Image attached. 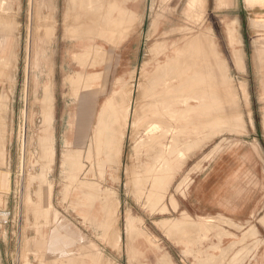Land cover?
<instances>
[{
  "label": "rangeland",
  "instance_id": "rangeland-1",
  "mask_svg": "<svg viewBox=\"0 0 264 264\" xmlns=\"http://www.w3.org/2000/svg\"><path fill=\"white\" fill-rule=\"evenodd\" d=\"M40 1L0 0V24L3 26L0 25V100L3 97L0 101V126L4 125L0 128L6 132L4 144L0 142V147L6 144L4 156H0V174L8 176V180L2 179L4 183L0 179V264H158L161 256H164L166 264H264V234L257 232L254 227L240 228L220 219L191 218L186 212V199L194 179L203 172L213 157L222 153L233 155L255 152L264 159V10L250 8L245 0H205V14L193 16L185 13L188 0H137L140 2L139 19L126 26L127 30H124L127 32L122 38L119 28L123 29L124 25L121 27L119 19H113L115 12H111L110 7L112 4V10L114 7L116 10L119 5L131 6L133 0H106L105 9H109L107 16H110L111 23L119 22V25L117 24V28L110 33L112 36L109 34L104 36L106 38L96 35L93 29L86 27L91 36H95L84 38L81 32L76 31L75 10L70 0H42V4ZM48 3L50 6L55 4L54 9L53 6L50 9ZM37 4L42 7H37ZM48 8L54 11L53 15ZM3 19L7 23L4 24ZM47 28L51 29V36L47 33L48 37L45 36ZM8 30L10 32H7ZM160 31V35L171 33L174 35L171 40L180 44L189 43L196 39L198 34L200 36L203 33L212 43V51L218 52L217 59L224 61L225 66L222 65L218 78L220 81L206 75L208 78H204L205 83L201 84L205 89L203 109L209 114V120H206L208 122L189 132L190 136L186 135L188 132L183 131L177 132L180 135L175 136L176 131L180 130L178 128L169 134L168 146L164 151V163L167 164H162L163 170H160L158 176L162 173L170 176H167L169 179L167 182L165 180L163 185L165 190L162 187L163 190L160 188L154 191V178L144 184V187L139 182L145 174L143 166L138 162L142 148L139 145L137 126L143 114L145 75L154 61L157 52L155 45L158 42L155 35ZM66 34L72 35L73 38ZM78 35L83 39H78ZM85 47L94 48L83 56L80 51ZM78 53L79 55H75ZM81 55L86 59L79 62ZM149 60L150 64H147L146 61ZM212 61L216 63L218 60L212 56ZM81 70L86 71L83 85L81 82L72 86L64 85L68 75H73V72L80 73ZM216 80L218 82H215ZM126 81L125 84L129 87H124ZM79 83L84 90H88L86 86H90L89 92L82 91ZM218 83L224 85L223 89ZM48 84L52 97V113L55 112L51 146L54 147V155L49 154L51 151L43 154L40 146L47 110L51 108L44 97V89ZM75 85L79 87L78 91ZM209 85H213L211 89ZM73 86L77 98L74 91L73 94L69 92L73 90ZM120 86L126 88L125 91L132 88L123 165L120 167L117 163L119 159H113L116 161L113 163L106 154L103 156V153H97L96 144L92 148V156H89L87 145L84 152H80L76 147L70 149L71 153L79 155L71 154L73 162L81 165V170L76 169L78 173H66L62 168V155L66 152L64 150H67L63 135L68 132L70 141L73 142L72 130L75 128L80 95H96L92 112L94 126L102 104L116 89L119 92ZM227 86L229 88H226ZM212 88L218 89V94ZM72 95L75 97L71 98ZM120 100V103L124 102L123 109H126V97ZM238 158L231 157V168L235 166ZM167 170L170 174H167ZM79 180L89 186L82 193L75 189ZM38 192L40 197H37ZM85 192L87 193L84 194ZM87 194L92 197L88 198ZM109 194L113 199L110 204L113 214L109 211L108 215L103 217L99 213L100 200ZM93 196H97L96 200ZM39 198L43 207L39 204ZM34 205L35 207H32ZM36 206L41 209H36ZM223 230L227 233L224 234ZM231 259H234V262Z\"/></svg>",
  "mask_w": 264,
  "mask_h": 264
},
{
  "label": "bare ground",
  "instance_id": "bare-ground-1",
  "mask_svg": "<svg viewBox=\"0 0 264 264\" xmlns=\"http://www.w3.org/2000/svg\"><path fill=\"white\" fill-rule=\"evenodd\" d=\"M37 1V0H36ZM40 1V0H39ZM42 1V0H41ZM40 1V4H42ZM45 1V0H43ZM52 1V0H51ZM69 1V0H68ZM71 1V5L73 6V9L75 10L74 13V22H75V28L76 31L78 30L82 36L84 35V38H86L87 36H91L90 30L87 29L88 27H90L91 29H93L94 33L98 36H102V38L104 36H108L116 27V25L119 23L118 21H116L117 19H119L120 21V26L122 27L124 25V28H119L121 29L122 32L121 36L122 38L124 37L126 26L127 25H131L134 20H138L139 19V15H140V2L137 0H133L131 3V6H126V5H119V8L114 7V9L112 10V4H111V12H115L114 13V18L116 19L115 22H118L117 24H113L110 21V16L109 13H107L106 10V5H105V1L106 0H70ZM116 1V0H115ZM47 2V1H45ZM125 2V1H124ZM37 3V2H36ZM52 3V2H50ZM205 0H188L187 4H186V9H185V13L188 15H193L195 16L197 15H204L205 14V6H204ZM39 4V5H40ZM6 5V4H5ZM38 5V4H37ZM39 5L37 7H39ZM48 5L50 6L51 4L48 3ZM55 5V4H53ZM52 5V6H53ZM110 5V4H109ZM19 6V5H18ZM41 6V5H40ZM50 6V9L51 7ZM108 6V5H107ZM42 7V6H41ZM40 7V10H41ZM44 7V5H43ZM55 6H53L52 9H54ZM66 7V6H65ZM8 8V7H7ZM67 8V7H66ZM70 8V7H69ZM10 9V8H9ZM48 8V10H50ZM32 10V9H31ZM39 10V8H38ZM51 11V10H50ZM52 12V11H51ZM40 13V11H39ZM50 13V12H49ZM54 11L51 13L53 15ZM43 14V13H42ZM50 14V15H51ZM37 15V13H36ZM73 15V14H72ZM111 15V14H110ZM196 15V16H197ZM5 16V15H4ZM31 16V15H30ZM112 16V15H111ZM7 17V16H6ZM11 17V16H9ZM14 17V16H12ZM51 17V16H50ZM54 17V16H53ZM32 18V17H31ZM37 18V16H36ZM40 18V17H38ZM44 18V17H43ZM49 18V17H48ZM2 19V18H0ZM41 19V18H40ZM68 19V18H67ZM10 20V18H9ZM43 20V19H42ZM49 20V19H48ZM3 23H7L6 20L4 21V19L2 20ZM45 21V20H43ZM113 21V20H112ZM194 21V20H193ZM11 22V20H10ZM9 22V23H10ZM39 22V21H38ZM42 22V21H40ZM51 22V21H48ZM67 22V21H66ZM114 22V21H113ZM43 23V22H42ZM3 24V25H4ZM16 24V23H15ZM49 24V23H48ZM123 24V25H122ZM1 25V24H0ZM51 25V24H49ZM119 25V24H118ZM5 26V25H4ZM8 26V24L6 25ZM5 26V27H6ZM54 26V25H53ZM155 26V25H154ZM153 26V27H154ZM1 27H3L1 25ZM15 27V26H13ZM49 27V26H47ZM87 27V28H86ZM152 27V28H153ZM51 28V27H50ZM69 28V27H68ZM66 28V29H68ZM74 28V30H75ZM128 28V27H127ZM12 29V27H11ZM46 29V27H45ZM71 29V28H70ZM83 29V30H80ZM86 29L88 30L87 33L85 32ZM125 29V30H124ZM155 29V28H154ZM187 30V28H185ZM184 29V30H185ZM191 29V28H190ZM48 32L46 31L45 36L48 34H50L51 36V29L47 28ZM50 30V31H49ZM124 30V31H123ZM152 31V30H151ZM150 31V32H151ZM181 31V29H180ZM192 31V30H191ZM190 31V32H191ZM7 32H10L9 30ZM69 32V31H67ZM92 32V31H91ZM155 32V30H154ZM175 32V31H174ZM179 32V31H178ZM188 32V31H187ZM36 33V32H35ZM48 33V34H47ZM73 32L71 31V34ZM77 33V32H76ZM77 33V34H78ZM89 33V34H88ZM93 33V34H94ZM118 33V34H120ZM173 33V32H172ZM202 33V32H201ZM68 34V33H67ZM66 34V35H67ZM70 34V33H69ZM112 34V33H111ZM110 34V35H111ZM115 32L113 33V37ZM152 34V33H151ZM150 34V36H151ZM161 31L158 32L155 36H156V55L154 59V61L152 62V66L151 69L146 72V85H145V93H144V105H143V114L141 116V120L139 119L138 121H140L139 126L138 127V132H137V136L139 139V145L140 148H142L140 150V154H139V158H138V162L143 166L142 168H144V174L143 175V179L142 181L138 180L139 182L142 183L143 187L144 184H147L148 181L151 178H154V183H153V189H155L154 191H156V189H162L163 185L165 184V180L166 182L168 181L167 176L170 175H166L165 173L161 176H158L160 173V170L162 169V164L164 163L165 159H164V151L167 148L168 144L167 141L169 139V134L173 133V130L175 128L180 129L179 131H176V135L181 133V131L183 132H191L193 129H195L197 127H201V125H205L206 120H209V118L207 119V117H209V114L206 112V110H204V97L205 95V89L202 88L201 84L202 82H204V78H208V76H211L213 78H217V80L220 81V79H218L220 76V71L222 70V65H224V61H222L221 59H217L218 57V52L212 51L213 45L211 42H209V38L206 36L202 35L197 36L196 39L192 40L189 43H182L180 44L179 42H175L174 40H171L173 38L174 35H172L171 33H164L162 35ZM49 36V37H50ZM69 36V35H67ZM66 36V38H67ZM95 36V35H93ZM91 36V37H93ZM112 36V35H111ZM111 36L109 37L110 41H112ZM119 36V35H118ZM1 37V36H0ZM69 37H72V35H70ZM68 37V38H69ZM78 39H81L82 37L80 35H78ZM104 37V38H106ZM120 37V36H119ZM194 37V36H192ZM45 38V37H44ZM53 38V36L51 37ZM73 38V37H72ZM77 39V37H74ZM94 38V37H93ZM118 38V37H117ZM116 38V39H117ZM121 38V40H122ZM47 39V38H46ZM65 39V38H64ZM83 39V38H82ZM88 39V38H87ZM120 39V38H119ZM187 39V37H186ZM50 40V38H49ZM104 40V39H103ZM108 40V39H107ZM178 39H176L177 41ZM180 40V39H179ZM191 39H189L190 41ZM48 41V40H47ZM162 41V42H161ZM120 42V41H118ZM44 43V42H43ZM49 44V43H48ZM52 44V43H51ZM113 44H115V42H113ZM117 44V43H116ZM215 45V48L217 47L216 45V41H214L213 43ZM52 46V45H51ZM154 47V46H153ZM94 47H85L83 48L80 52L83 54V56H85L87 53L90 52V50H92ZM98 48V47H97ZM47 50V49H46ZM154 51V50H153ZM211 51V52H210ZM96 52V51H95ZM94 52V53H95ZM93 53V54H94ZM151 54V53H150ZM211 54V55H210ZM75 55H79L75 54ZM97 55V53H96ZM105 55V54H104ZM82 56V55H81ZM82 56V59L78 58L79 62L83 59H86ZM91 56V55H90ZM89 56V58H91ZM106 56V55H105ZM212 56L216 57V60H218L216 63L212 61ZM76 58V59H77ZM88 58V59H89ZM39 59V58H38ZM215 59V58H214ZM152 60V59H151ZM5 61V60H4ZM39 61V60H38ZM78 62V63H79ZM85 63H87V61L84 60ZM147 64L149 62L150 64V60L146 61ZM85 63H82L85 65ZM80 65V64H79ZM93 65V64H91ZM90 66V65H89ZM148 66V65H147ZM225 66V65H224ZM88 67V66H85ZM84 67V68H85ZM145 65H144V69H145ZM136 70V69H135ZM1 71V70H0ZM86 71L85 70H81L80 73H75L71 76H67L66 79L64 80L65 82V86L69 85L72 86L73 84H75L76 82H83L85 83V77L86 76ZM90 72V71H89ZM49 73V72H48ZM46 74V73H45ZM91 74V73H90ZM99 74V73H98ZM92 75V74H91ZM94 75V74H93ZM208 75V76H206ZM225 75V72H224ZM9 76V75H8ZM97 76V75H96ZM102 76V75H101ZM222 76V75H221ZM5 77V76H4ZM49 77V76H48ZM84 77V78H83ZM91 77V76H90ZM104 77V75H103ZM101 78V77H100ZM131 78V77H130ZM129 78V79H130ZM210 78V77H209ZM13 79V78H12ZM88 79V76L86 78V80ZM91 80V78H89ZM98 80V78H96ZM95 79V80H96ZM124 79V78H123ZM49 80V79H48ZM81 80V81H80ZM122 80V79H121ZM131 80V79H130ZM129 80V81H130ZM134 80V79H133ZM208 80V79H207ZM214 79H212L213 82ZM215 82H218V81ZM225 80V79H224ZM223 80V81H224ZM89 80H87L86 82H88ZM120 82V79L118 80ZM117 81V82H118ZM123 81V80H122ZM121 81V82H122ZM128 81V82H129ZM210 81V80H209ZM103 82V81H102ZM118 82V83H119ZM207 82V81H206ZM211 82V81H210ZM211 82V84H212ZM50 84V81L48 82ZM76 83V85H77ZM82 83V85H83ZM127 83L124 82V84ZM205 83V82H204ZM209 83V82H207ZM224 83V82H222ZM226 83V82H225ZM47 85L48 87H45V91H44V97H46V100L48 105H50L51 107V91H50V85ZM88 84V83H87ZM91 84V82L89 83ZM134 84V83H133ZM214 85H216L215 83H213ZM220 84V86L222 87L221 83H218V85ZM53 85V84H51ZM76 89L78 86H76ZM86 85V84H85ZM121 85V84H120ZM127 84H125L124 87H129L126 86ZM205 85V84H204ZM207 85V84H206ZM54 86V85H53ZM63 86V87H65ZM210 86V85H209ZM213 86V85H211ZM210 86V89H211ZM220 86H218L220 88ZM224 86V85H223ZM79 87L81 89V85L79 83ZM78 87V88H79ZM83 87V86H82ZM85 87V86H84ZM83 87V88H84ZM88 87L90 90V86H86ZM121 87L120 86V91L118 92V90L116 89L106 100L105 102L102 104L100 110L98 111L97 115H96V120H95V125L93 126V122H92V112H93V107H94V97L96 96L94 93L93 94H88V95H80V102L77 106V110H76V121H75V128L72 130V135L74 137L73 142L70 141V136L69 133L66 132L63 135V142H64V146L66 151L64 153L63 156V160H62V168L66 171V173H74L78 170H81V165H79L78 163L73 162L72 160V156L76 155L74 153H71V150L73 147H76L78 150H80V152H84V148L85 146L89 147L88 151H89V156H92V148L93 146H95L96 144V148H97V153H103L106 154L105 156H108V158H110L109 160L113 159H119V161L117 163H119L120 167L123 165V156H124V139L127 136V131H128V127H129V111H130V104H131V100H132V88L131 90L125 91L126 88ZM204 87V86H203ZM208 87V86H207ZM217 87V86H216ZM44 88V86H43ZM67 88V87H66ZM105 88V87H104ZM225 88V87H224ZM226 88H229L228 86ZM69 89L71 90V87H69ZM209 89V87H208ZM216 90V88H214ZM212 88V90H214ZM221 89V88H220ZM223 89V87H222ZM221 89V90H222ZM82 91H85L84 89H81ZM88 90H86V92H89ZM94 90V89H91ZM218 90V89H217ZM217 90L214 91L217 93ZM74 91L75 96L77 98L78 95H76L74 86H73V90L69 91L70 93H72ZM78 91V89H77ZM128 91V92H127ZM80 92V91H79ZM207 92V89H206ZM211 92V91H209ZM68 93V92H67ZM221 95L223 93L220 92ZM66 94V93H64ZM73 94V93H72ZM213 94V93H212ZM218 94V93H217ZM68 95V94H67ZM219 94V96H221ZM71 96V95H68ZM72 95L71 98L75 97ZM83 96V97H81ZM209 96L210 93H209ZM43 97V98H44ZM125 98L126 97V102H128V105L126 104V109H123L124 107L122 106V103H120V99L121 98ZM216 97V95H215ZM218 97V96H217ZM216 97V98H217ZM70 98V97H69ZM206 98V97H205ZM214 98V97H213ZM210 98V99H213ZM223 98V97H222ZM3 99V97H2ZM1 99V100H2ZM66 99V98H65ZM0 100V101H1ZM37 100V99H36ZM74 100V99H72ZM219 100V97H218ZM224 100V99H223ZM54 101V100H53ZM77 101V100H76ZM212 100H210L211 102ZM43 102V101H42ZM72 102V101H71ZM70 102V103H71ZM231 102V101H230ZM46 103V102H45ZM44 104V103H43ZM211 104V103H208ZM2 105V104H1ZM0 105V106H1ZM53 105V104H52ZM220 105V104H219ZM227 105V104H226ZM44 106V105H43ZM42 106V107H43ZM41 107V106H40ZM140 107V106H139ZM214 107V106H213ZM2 108V107H1ZM212 108V107H211ZM221 108V107H220ZM224 108V107H223ZM52 109L53 107H51L46 114V120L44 121V125H43V129H42V133H41V149H42V153L43 154H47L48 152L51 151V153L49 154H55L54 151V147L52 148V144H53V131H54V126H53V114L52 113ZM140 109V108H138ZM7 110V109H6ZM69 110V109H68ZM209 110V109H208ZM214 110V109H213ZM223 110V109H221ZM1 111V110H0ZM45 111V110H44ZM137 112V111H136ZM209 112V111H208ZM226 112V111H225ZM42 113H43V109H42ZM41 113V114H42ZM210 113V112H209ZM221 113V112H220ZM223 113V112H222ZM45 114V113H44ZM43 114V115H44ZM218 114V113H217ZM212 116V115H210ZM69 117V116H68ZM226 117V116H225ZM235 118V117H234ZM213 119V118H212ZM217 119V118H215ZM2 120V119H1ZM43 120V119H42ZM224 120V118H223ZM227 120V119H226ZM234 121V120H233ZM2 122V121H1ZM41 122V121H40ZM211 122V121H210ZM213 123V122H212ZM225 123V122H224ZM227 123V122H226ZM238 123V122H237ZM236 123V124H237ZM232 124V122H231ZM230 124V125H231ZM235 124V125H236ZM2 125V124H1ZM215 125V124H214ZM225 125V124H224ZM4 127V125H2ZM0 126V127H2ZM229 126V125H228ZM2 127V128H3ZM211 127V125H210ZM209 127V128H210ZM231 127V126H230ZM2 128H0V142L2 141V143L4 144V131H2ZM6 128V127H5ZM203 128V127H202ZM200 129V128H199ZM5 130V129H4ZM136 130V128L134 129ZM202 130V129H201ZM213 130V129H212ZM6 131V130H5ZM198 131V130H197ZM224 131V130H223ZM180 132V133H177ZM195 132V130H194ZM193 132V133H194ZM231 132V131H230ZM192 133V134H193ZM212 133V131H211ZM214 133V132H213ZM195 134V133H194ZM6 135V134H5ZM185 135V134H184ZM190 136L189 134H186ZM208 135V134H206ZM211 135V134H210ZM214 135V134H212ZM55 136V135H54ZM3 137V138H2ZM208 137V136H207ZM55 138V137H54ZM175 139H177L176 137H174ZM134 139V137H133ZM55 140V139H54ZM200 140V139H199ZM135 141V140H134ZM198 141V140H197ZM57 142V141H56ZM174 140H173V144H174ZM228 142V141H227ZM9 144V143H8ZM172 144V145H173ZM192 144V143H191ZM6 145V144H5ZM4 145V146H5ZM177 145V142H176ZM189 145V144H187ZM186 145V147H187ZM4 146L0 147V156L3 155L4 153ZM9 146V145H8ZM192 146V145H191ZM197 146H199L197 144ZM176 147V146H175ZM190 147V146H189ZM38 148V147H37ZM136 148V147H135ZM139 148V147H138ZM192 148V147H191ZM71 149V150H70ZM137 149V148H136ZM173 149V147H171V150ZM40 150V149H39ZM135 150V149H134ZM138 150V149H137ZM170 150V152H171ZM187 150V149H186ZM76 151V150H74ZM173 151V150H172ZM6 152V151H5ZM79 152V153H80ZM138 152V151H137ZM169 152V150H168ZM41 153V152H40ZM78 153V152H75ZM167 153V152H166ZM172 153V152H171ZM39 154V153H38ZM48 154V155H49ZM137 154V153H136ZM169 154V153H168ZM173 154V153H172ZM171 154V155H172ZM47 155V156H48ZM102 155V154H101ZM138 155V154H137ZM136 155V156H137ZM4 156V155H3ZM43 156V155H42ZM46 156V157H47ZM76 156H79L78 154ZM41 157V156H40ZM45 157V156H44ZM49 157H51L49 155ZM5 158V157H3ZM43 158V157H41ZM78 158V157H77ZM81 158V157H80ZM107 158V157H106ZM105 158V160H107ZM47 159V158H46ZM87 159V158H86ZM98 159V158H97ZM170 159V158H169ZM0 160H2L0 158ZM45 160V159H44ZM80 160V159H79ZM78 160V161H79ZM104 160V161H105ZM4 161V159H3ZM43 161V160H42ZM76 161V160H75ZM37 162V161H36ZM44 162V161H43ZM116 162L115 160L113 161V163ZM170 162V161H169ZM3 163V162H1ZM110 163V162H109ZM4 164V163H3ZM43 164V163H42ZM45 164V163H44ZM43 164V165H44ZM85 164V163H84ZM92 164V163H91ZM116 164V163H115ZM166 163H164V165H166ZM169 164V163H168ZM179 164V163H178ZM32 165V164H31ZM41 165V164H40ZM113 165V164H112ZM180 165V164H179ZM34 166V165H33ZM91 166V165H90ZM31 167V166H30ZM49 167V165H48ZM166 167V166H165ZM29 168V167H28ZM33 168V167H32ZM31 168V169H32ZM47 167L45 166L44 169H46ZM50 168V167H49ZM90 168V167H89ZM99 168V167H98ZM164 168V166H163ZM78 169V170H76ZM116 169V168H115ZM117 169H118V165H117ZM50 170V169H48ZM63 170V172H64ZM103 170V169H102ZM119 170V169H118ZM163 170V169H162ZM89 171V170H88ZM104 171V170H103ZM165 171V170H164ZM47 172V170H46ZM50 172V171H49ZM62 172V171H61ZM169 171L167 170V174ZM1 173V172H0ZM43 173V172H42ZM72 173V174H73ZM80 173V172H79ZM119 173V172H118ZM137 173V172H136ZM178 173V172H177ZM138 174V173H137ZM141 174V173H140ZM172 174V173H171ZM5 175V174H4ZM0 174V179H6L8 180V176ZM76 175V174H75ZM81 175V174H80ZM94 175V174H93ZM102 175V174H101ZM139 175V174H138ZM137 175V176H138ZM35 176V175H34ZM40 176V175H39ZM43 176V175H42ZM60 176V175H59ZM78 176V175H77ZM77 176H75L77 178ZM84 176V175H83ZM130 176V175H129ZM140 176V175H139ZM32 177V175H31ZM46 177V176H45ZM73 177V176H72ZM141 177V176H140ZM186 178V177H185ZM37 179V178H36ZM74 179V177H73ZM93 179V178H92ZM133 179V178H132ZM173 179V178H172ZM42 180V179H41ZM47 180V179H46ZM104 180V179H103ZM38 181V180H37ZM40 181V180H39ZM48 181V180H47ZM86 181V180H85ZM192 181V180H191ZM42 182V181H41ZM2 183L3 180H2ZM1 183V184H2ZM46 183V182H45ZM138 183V182H137ZM47 184V183H46ZM139 184V183H138ZM137 184V185H138ZM167 184V183H166ZM43 185V182H42ZM45 185V184H44ZM59 185V184H58ZM66 185V184H65ZM90 185V184H89ZM141 185V186H142ZM152 185V184H150ZM132 186V185H131ZM136 186V184H135ZM41 187V185L39 186V188ZM89 187L88 184L84 183V181L79 180L77 182V186H76V190L80 193H82L85 188ZM92 187V185H91ZM138 187V186H137ZM142 187V189H143ZM152 187V186H151ZM44 188V187H43ZM42 188V189H43ZM65 188V187H64ZM136 188V187H135ZM165 190V187H163ZM1 189V188H0ZM46 189V188H44ZM48 189V188H47ZM140 189V188H139ZM141 189V190H142ZM146 189V188H145ZM150 189V188H148ZM63 190V189H62ZM90 190V189H89ZM152 190V189H151ZM150 190V191H151ZM163 190V189H162ZM44 191V190H43ZM49 191V189H48ZM66 191V188H65ZM69 191V190H68ZM86 191V190H85ZM88 191V190H87ZM135 191V190H134ZM154 191L152 193H154ZM89 192V191H88ZM140 192V190L138 191V193ZM143 192V190H142ZM145 192V191H144ZM149 192V191H148ZM162 192V191H160ZM44 193V192H40ZM48 193V192H47ZM65 193V192H64ZM87 192H85L84 194H86ZM151 193V194H152ZM39 195V192L37 193ZM91 194V193H90ZM142 194V193H141ZM145 194V193H144ZM158 194V193H157ZM161 194V193H160ZM165 194V193H164ZM2 195V194H1ZM89 194H87V197L90 198L92 197L91 194L90 196H88ZM103 195V194H102ZM100 195V197L102 196ZM113 195V194H112ZM111 195V196H112ZM148 195V194H147ZM146 195V198H147ZM37 196V195H36ZM67 196V195H66ZM79 196V195H78ZM81 196V195H80ZM98 196V195H97ZM97 196H93L96 200ZM115 198V195H113ZM157 196V195H156ZM27 197V196H26ZM29 197V195H28ZM37 197H40L37 196ZM43 196H41L42 198ZM65 197V196H64ZM150 197V196H149ZM148 197V198H149ZM41 198H39V202H37L36 204H41ZM91 198V199H94ZM99 198V197H98ZM117 198V197H116ZM1 199V198H0ZM26 199V198H25ZM112 198L107 195H104L102 197V201L100 208H99V213L101 216L106 217V215H108L109 211H111L110 209L112 208L110 206V204H112ZM164 200V197H163ZM175 200V199H174ZM27 201V199H26ZM94 201V200H93ZM170 201V199H169ZM33 202V201H32ZM44 203V202H43ZM47 203V202H46ZM116 203V201H115ZM157 203V201H156ZM172 203V202H170ZM33 204H35L33 202ZM38 204V205H39ZM70 204V203H69ZM155 204V203H154ZM160 204V203H159ZM157 204V205H159ZM174 204V202H173ZM85 205V204H84ZM83 205V206H84ZM151 205V204H149ZM156 205V204H155ZM27 206V205H26ZM41 206L43 207L44 205L41 204ZM47 206V205H46ZM49 206V205H48ZM87 206V205H86ZM118 206V205H117ZM176 206V205H175ZM32 207H35L32 206ZM39 207V206H38ZM36 206V209L38 208ZM50 207V206H49ZM91 207V206H90ZM119 207V206H118ZM146 207V206H145ZM148 207V206H147ZM173 207V205H172ZM96 208V207H95ZM35 209V208H34ZM39 210L41 209L40 207L38 208ZM162 209V208H161ZM167 209V208H166ZM46 211V210H45ZM156 211V210H155ZM163 211H166L163 209ZM162 212V211H161ZM160 212V213H161ZM181 212V211H180ZM27 213V212H26ZM112 213V211L110 212ZM115 213V212H114ZM151 213V212H150ZM38 214V213H37ZM43 214V213H42ZM96 214V213H95ZM113 214V213H112ZM36 215V214H35ZM40 215V214H39ZM110 216V215H109ZM109 216H107V220L109 218ZM186 216V215H185ZM34 217V215H33ZM44 217V214H43ZM57 215H56V219H57ZM111 217V216H110ZM38 218V217H37ZM42 218V216H41ZM86 218V217H85ZM95 218V215H94ZM186 218V217H185ZM44 219V218H43ZM115 219V218H114ZM189 219V218H188ZM263 219V218H262ZM38 220V219H37ZM46 220V219H44ZM49 220V219H48ZM86 220V219H85ZM97 220V219H94ZM106 220V219H105ZM184 220V219H183ZM225 220V219H224ZM27 221V220H26ZM55 221V219H54ZM128 221H130V218H128ZM170 221V220H169ZM168 221V222H169ZM176 221V220H175ZM201 221V220H200ZM47 222V221H46ZM86 222V221H85ZM88 222V221H87ZM109 222V220H108ZM107 221L105 223H107V225L109 224ZM113 222V221H112ZM160 222V221H159ZM158 222V223H159ZM184 222V221H183ZM93 223V222H92ZM128 224L130 222H127ZM181 223V222H179ZM201 223V222H200ZM199 223V224H200ZM226 223V222H225ZM264 223V221H263ZM35 224V222H34ZM132 224V223H130ZM177 224V223H176ZM185 224V223H184ZM187 224V222H186ZM189 224V223H188ZM205 224V223H204ZM203 224V225H204ZM181 225V224H180ZM196 225V224H194ZM193 225V226H194ZM232 225V223H231ZM40 226V225H39ZM106 227V225H104ZM131 226V225H130ZM179 226V225H178ZM185 226V225H184ZM191 226V225H190ZM189 226V227H190ZM198 226V225H197ZM206 226V225H205ZM230 226V225H229ZM108 227V226H107ZM111 227V226H110ZM200 227V225H199ZM104 228V227H103ZM130 228V227H128ZM176 228V227H174ZM179 228V227H178ZM220 228V227H219ZM238 228V227H237ZM241 228V227H240ZM36 229V228H35ZM108 228H106L107 230ZM114 229V228H113ZM172 229V228H171ZM182 229V228H181ZM184 229V228H183ZM182 229V230H183ZM235 229V227H234ZM97 230V229H96ZM179 231V229H177ZM186 230V229H185ZM236 230V229H235ZM254 230V229H252ZM203 231V230H202ZM39 232V231H38ZM172 232V231H171ZM199 232V231H198ZM201 232V230H200ZM204 232V231H203ZM224 232V230H223ZM252 232V231H250ZM117 233V232H116ZM206 233V232H205ZM227 232L225 231L224 234H226ZM249 233V232H248ZM256 233V232H255ZM177 234V233H176ZM180 234V233H179ZM218 234V233H217ZM222 236V233H220ZM229 234V233H228ZM250 234V233H249ZM248 234V236H249ZM183 235V233H182ZM185 235V234H184ZM232 235V234H231ZM230 235V236H231ZM247 235V234H246ZM256 235V234H255ZM228 236V235H227ZM235 236V235H233ZM252 236V234H251ZM116 237V236H115ZM174 237V236H173ZM205 237V236H204ZM207 237V236H206ZM254 237V236H253ZM250 238V237H249ZM115 239V238H114ZM118 239V237H117ZM175 239V237H174ZM180 239V238H179ZM202 239V238H201ZM200 239V240H201ZM176 241V240H175ZM29 242V241H28ZM116 242V241H115ZM120 242V241H119ZM150 242V241H149ZM221 242V241H220ZM245 242V241H244ZM239 243V242H238ZM198 244V243H197ZM235 244V242H234ZM233 244V245H234ZM241 243H239L240 245ZM255 244V243H254ZM232 245V244H231ZM188 246V245H187ZM214 246V245H213ZM236 246V245H235ZM211 247V246H210ZM215 247V246H214ZM35 248V247H34ZM209 248V247H208ZM242 248V247H241ZM244 248V247H243ZM211 249V248H210ZM39 250V249H38ZM133 250V249H132ZM193 250V249H192ZM205 250V249H204ZM239 250V249H238ZM248 250V249H246ZM26 252V251H25ZM201 252V251H200ZM222 252V251H221ZM244 252V251H243ZM248 252V251H247ZM65 253V252H63ZM70 253V252H69ZM223 253L225 254V252L223 251ZM227 253V252H226ZM237 253V252H236ZM57 254V253H56ZM198 254V253H197ZM239 254V253H238ZM60 255V254H58ZM200 256V255H199ZM224 256V255H223ZM236 256V255H235ZM49 258V257H48ZM207 258V257H206ZM216 258V257H215ZM225 258V256H224ZM234 258V257H233ZM54 259V258H53ZM244 259V258H243ZM50 260V259H49ZM232 261L234 259H231ZM54 261V260H53ZM234 262V261H233ZM232 262V263H233ZM240 262V261H239ZM157 264V263H156ZM158 264H166V260L164 259V256H161L158 260ZM205 264V263H204Z\"/></svg>",
  "mask_w": 264,
  "mask_h": 264
},
{
  "label": "crops",
  "instance_id": "crops-1",
  "mask_svg": "<svg viewBox=\"0 0 264 264\" xmlns=\"http://www.w3.org/2000/svg\"><path fill=\"white\" fill-rule=\"evenodd\" d=\"M245 1L252 9L264 10V0ZM233 156L239 158L231 168ZM186 201L191 218L225 219L264 234V159L255 152L213 157L194 179Z\"/></svg>",
  "mask_w": 264,
  "mask_h": 264
}]
</instances>
